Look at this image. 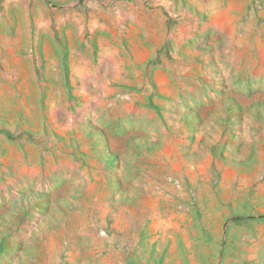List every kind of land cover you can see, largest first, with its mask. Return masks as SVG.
Returning <instances> with one entry per match:
<instances>
[{"label":"rangeland","instance_id":"obj_1","mask_svg":"<svg viewBox=\"0 0 264 264\" xmlns=\"http://www.w3.org/2000/svg\"><path fill=\"white\" fill-rule=\"evenodd\" d=\"M0 264H264V0H0Z\"/></svg>","mask_w":264,"mask_h":264}]
</instances>
